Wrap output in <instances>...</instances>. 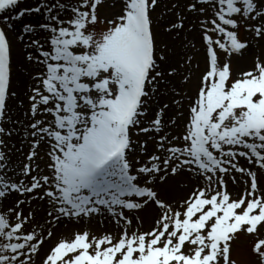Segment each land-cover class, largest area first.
Instances as JSON below:
<instances>
[{"label":"snow or ice","instance_id":"snow-or-ice-1","mask_svg":"<svg viewBox=\"0 0 264 264\" xmlns=\"http://www.w3.org/2000/svg\"><path fill=\"white\" fill-rule=\"evenodd\" d=\"M22 4L0 0V264H264V0Z\"/></svg>","mask_w":264,"mask_h":264},{"label":"rangeland","instance_id":"rangeland-1","mask_svg":"<svg viewBox=\"0 0 264 264\" xmlns=\"http://www.w3.org/2000/svg\"><path fill=\"white\" fill-rule=\"evenodd\" d=\"M32 2H33V0H24V4L25 3L32 4ZM24 4H22L21 6H24ZM190 55H191V53H190ZM198 58L201 59L200 57H198ZM234 66H236V62L235 61H234ZM193 68H195V62L193 63ZM196 84H197V81H191V83H189L185 87L184 91L186 93H188V92H194L195 91V88H196ZM249 245H250V238H248V237H242L237 242V250L240 253L241 258H243V257H245L247 255L248 249H249Z\"/></svg>","mask_w":264,"mask_h":264},{"label":"bare ground","instance_id":"bare-ground-1","mask_svg":"<svg viewBox=\"0 0 264 264\" xmlns=\"http://www.w3.org/2000/svg\"><path fill=\"white\" fill-rule=\"evenodd\" d=\"M27 4L28 3H25L24 6L27 5ZM28 5H30V4H28ZM25 19L29 20V19H34V18L33 17H25ZM198 57H200V56H198ZM198 57H196V59L201 61V66H202L201 68H203L202 57H200L201 59H199ZM248 62H249V60H248V58H246L245 60H242V61L239 62V66L241 65L240 67H244V66L247 65ZM192 81H197L195 75L193 76ZM229 189L232 190L231 185H229ZM145 227H147V223L145 224ZM46 247H47V245H46Z\"/></svg>","mask_w":264,"mask_h":264}]
</instances>
